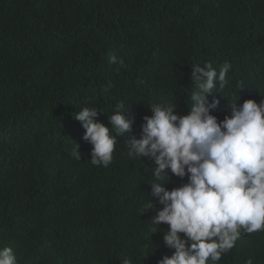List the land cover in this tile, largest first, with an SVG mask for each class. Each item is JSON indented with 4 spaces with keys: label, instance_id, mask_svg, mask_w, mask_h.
Instances as JSON below:
<instances>
[{
    "label": "trees",
    "instance_id": "16d2710c",
    "mask_svg": "<svg viewBox=\"0 0 264 264\" xmlns=\"http://www.w3.org/2000/svg\"><path fill=\"white\" fill-rule=\"evenodd\" d=\"M206 62L230 65L229 84L207 97L219 100L210 109L218 120L231 102L259 103L264 0H0V248L11 247L17 264H156L171 255L168 226L143 211L160 206L154 161L127 151L150 105L173 102L187 114L193 66ZM121 104L131 131L117 136L109 166H94L74 116L96 106L111 128ZM168 175L169 190L187 181ZM249 260L264 264V231L242 233L218 264Z\"/></svg>",
    "mask_w": 264,
    "mask_h": 264
},
{
    "label": "clouds",
    "instance_id": "9594fccd",
    "mask_svg": "<svg viewBox=\"0 0 264 264\" xmlns=\"http://www.w3.org/2000/svg\"><path fill=\"white\" fill-rule=\"evenodd\" d=\"M229 70L228 63L219 70L207 62L193 66L187 114H177L173 102L150 105L151 115L143 117L139 137L128 146L130 157L154 161L151 193L162 207L151 221L168 226L163 243L173 250L156 264H218L242 233L264 231V96L259 103L231 102L230 114L218 120L210 109L219 100L207 97L229 84ZM121 109L122 104L108 116L111 128L97 119L96 106L74 116L85 130L82 139L92 145L94 166H109L117 136L131 131L133 120L125 115L130 111ZM78 147L72 155L80 160ZM169 172L187 181L169 190ZM0 264H17L11 247L0 248Z\"/></svg>",
    "mask_w": 264,
    "mask_h": 264
},
{
    "label": "rangeland",
    "instance_id": "374dc122",
    "mask_svg": "<svg viewBox=\"0 0 264 264\" xmlns=\"http://www.w3.org/2000/svg\"><path fill=\"white\" fill-rule=\"evenodd\" d=\"M162 207V205H160V206H157V207H155V206H151V207H146L143 211H152V210H157V209H159V208H161Z\"/></svg>",
    "mask_w": 264,
    "mask_h": 264
}]
</instances>
